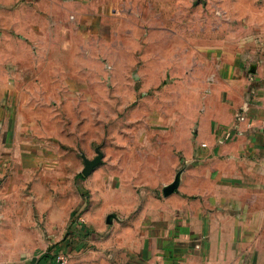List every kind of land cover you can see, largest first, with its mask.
Here are the masks:
<instances>
[{
    "label": "crops",
    "instance_id": "crops-1",
    "mask_svg": "<svg viewBox=\"0 0 264 264\" xmlns=\"http://www.w3.org/2000/svg\"><path fill=\"white\" fill-rule=\"evenodd\" d=\"M16 1L0 2L7 29ZM241 14L252 21L229 16L231 35L211 54L226 69V101L199 119L194 144L178 142L177 169L164 135L150 139L152 151L105 155L93 136H103L99 116L90 124L55 106L72 90L1 75L0 264H50V242L69 249L74 240L70 258L103 264H264V0ZM94 152L123 164L84 175ZM133 157L142 164L128 169ZM79 209L88 235L72 223Z\"/></svg>",
    "mask_w": 264,
    "mask_h": 264
},
{
    "label": "rangeland",
    "instance_id": "rangeland-1",
    "mask_svg": "<svg viewBox=\"0 0 264 264\" xmlns=\"http://www.w3.org/2000/svg\"><path fill=\"white\" fill-rule=\"evenodd\" d=\"M257 3L17 0L10 9L8 29L6 19L0 17V79L9 75L29 87H37L35 80L40 79L49 91L54 84L68 95L72 90V98L57 93L55 106L60 103L74 115L83 112L90 124L99 116L103 136H93L105 155H134L138 148L152 151L150 139L164 135L170 143V167L177 169L182 167L178 142L194 144L199 119L208 108L226 101L225 83L219 81L220 70L226 69L216 64L212 49L223 47L231 35L229 16H237L235 26L248 25L252 20L241 13ZM139 137L150 143L143 139L137 143ZM105 159L99 165L123 164ZM127 164L135 169L142 163L133 157ZM184 164L186 170H197V162ZM77 243L74 240L68 244L71 248L63 249L50 242L48 250L60 248L71 254ZM72 257L69 264H103L95 258L72 261Z\"/></svg>",
    "mask_w": 264,
    "mask_h": 264
},
{
    "label": "built area",
    "instance_id": "built-area-1",
    "mask_svg": "<svg viewBox=\"0 0 264 264\" xmlns=\"http://www.w3.org/2000/svg\"><path fill=\"white\" fill-rule=\"evenodd\" d=\"M73 224H75V228L80 229L84 232L85 235H88L89 231L87 228L84 227L81 213L76 212ZM50 264H69L70 263V256L69 253L66 250L63 249H54L52 252H50L49 256Z\"/></svg>",
    "mask_w": 264,
    "mask_h": 264
},
{
    "label": "water",
    "instance_id": "water-1",
    "mask_svg": "<svg viewBox=\"0 0 264 264\" xmlns=\"http://www.w3.org/2000/svg\"><path fill=\"white\" fill-rule=\"evenodd\" d=\"M101 155L98 154L94 159L92 160H85L84 161V167L82 169V173L84 175H88L91 170L100 163Z\"/></svg>",
    "mask_w": 264,
    "mask_h": 264
}]
</instances>
